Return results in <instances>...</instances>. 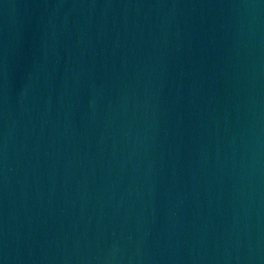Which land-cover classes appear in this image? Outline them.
Here are the masks:
<instances>
[{
    "label": "water",
    "instance_id": "obj_1",
    "mask_svg": "<svg viewBox=\"0 0 264 264\" xmlns=\"http://www.w3.org/2000/svg\"><path fill=\"white\" fill-rule=\"evenodd\" d=\"M0 264H264V0H0Z\"/></svg>",
    "mask_w": 264,
    "mask_h": 264
}]
</instances>
